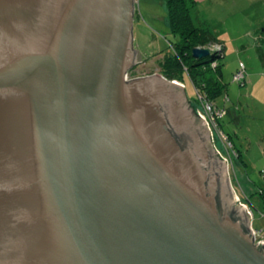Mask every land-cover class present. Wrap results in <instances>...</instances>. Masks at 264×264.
<instances>
[{"label":"water","instance_id":"water-1","mask_svg":"<svg viewBox=\"0 0 264 264\" xmlns=\"http://www.w3.org/2000/svg\"><path fill=\"white\" fill-rule=\"evenodd\" d=\"M133 3L0 0V264H264L182 85L126 78Z\"/></svg>","mask_w":264,"mask_h":264},{"label":"rangeland","instance_id":"rangeland-1","mask_svg":"<svg viewBox=\"0 0 264 264\" xmlns=\"http://www.w3.org/2000/svg\"><path fill=\"white\" fill-rule=\"evenodd\" d=\"M194 1L200 25L205 26L223 45V55L218 62L226 90L216 98L222 112L217 120L218 125L206 119L211 151L219 162L224 164L220 158L225 159L229 174L232 165L238 167L235 168L238 172L240 162L232 155L228 160L230 147L223 133L229 134L232 147L240 150L241 161L246 163V171L240 169L236 177L243 178L246 173L254 180L251 186L254 190H264V178L260 174V170H264V0ZM133 4L131 39L140 57L127 72L126 78L131 79L159 73L162 55L170 52L169 43L177 40L166 25L162 0H134ZM240 64L243 75L236 79L234 74ZM180 83L194 114L199 118L204 117L203 105H197L194 101L193 87L185 75ZM226 107L229 114L225 113ZM233 181L229 179L231 189L239 192ZM232 203L235 207L244 204L236 200ZM246 203L251 212V226L264 230V196L255 193L249 196Z\"/></svg>","mask_w":264,"mask_h":264},{"label":"trees","instance_id":"trees-1","mask_svg":"<svg viewBox=\"0 0 264 264\" xmlns=\"http://www.w3.org/2000/svg\"><path fill=\"white\" fill-rule=\"evenodd\" d=\"M162 1L165 7L166 25L168 30L176 35L177 40L170 42V52L162 55L159 62V74L176 82H180L182 76L185 75L193 87L194 101L197 105L208 103L212 112L221 110L216 104V98L224 94L226 90V84L221 80V68L218 62V59L223 55L221 40L214 37L205 26L200 25L196 18L194 0ZM213 45H217L219 48L209 49L207 55L199 58L191 55V50L194 47L210 48ZM212 63L215 65L212 66ZM225 113H230L228 108L225 109ZM217 120L218 117L216 123ZM223 135L231 150V153L229 149L227 152L228 160L231 159L232 155L236 161L244 165L245 163L241 161L240 150L231 145L229 134L223 133ZM260 174L264 178L262 170H260ZM257 190L251 192L247 198L255 193L263 197L264 190L261 188Z\"/></svg>","mask_w":264,"mask_h":264},{"label":"crops","instance_id":"crops-1","mask_svg":"<svg viewBox=\"0 0 264 264\" xmlns=\"http://www.w3.org/2000/svg\"><path fill=\"white\" fill-rule=\"evenodd\" d=\"M180 83V82H178ZM181 84V83H180ZM227 108V107H226ZM234 112V111H233ZM262 162L264 163V160L262 159ZM240 167V169H242V171H246V163L244 165L240 164L238 165ZM228 167V166H227ZM237 166L235 165H232V168H231V173L229 174L228 173V176H229V179L231 180L232 183H234L233 180H235L237 186H238V190L239 192H236L235 189L233 190L234 191V195L236 197V199L238 201H241L244 203V205H246V207H248V203H246V199H248V195L251 194V192H254L256 190H254V188H252V184H254V180L245 173V175L243 174V178H237L236 175L239 173V170L238 169V172L235 171V168ZM262 167V166H261ZM260 167V168H261ZM238 168V167H237ZM259 168V169H260ZM227 172H228V168H227ZM255 195V194H254ZM251 215V214H250ZM251 217V216H250ZM251 225V224H250ZM252 227V226H251Z\"/></svg>","mask_w":264,"mask_h":264},{"label":"built area","instance_id":"built-area-1","mask_svg":"<svg viewBox=\"0 0 264 264\" xmlns=\"http://www.w3.org/2000/svg\"><path fill=\"white\" fill-rule=\"evenodd\" d=\"M218 48L219 46L213 45V46H210L209 49H218ZM211 65L214 66L215 64L212 63ZM242 75H243V66L240 64L237 72L234 74V78L239 79L242 77ZM201 106L203 108L202 113L204 114V117L202 115L201 116L204 119L205 123L207 124L206 119L209 120L210 123H213V121L216 122V118L219 117L222 111L219 110V111L212 112L210 105L208 103H202ZM262 173L264 175V170H262ZM251 230H252L253 241L254 242L261 241L262 243H264V230H259V229L257 230V229H254L253 227H251Z\"/></svg>","mask_w":264,"mask_h":264},{"label":"clouds","instance_id":"clouds-1","mask_svg":"<svg viewBox=\"0 0 264 264\" xmlns=\"http://www.w3.org/2000/svg\"><path fill=\"white\" fill-rule=\"evenodd\" d=\"M246 206V205H245ZM247 209L250 211V209L247 207ZM251 213V212H250Z\"/></svg>","mask_w":264,"mask_h":264}]
</instances>
